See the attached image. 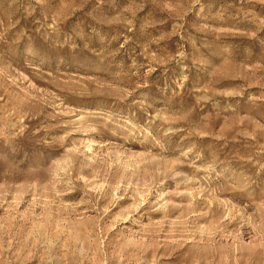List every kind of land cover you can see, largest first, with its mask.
<instances>
[{
  "label": "rangeland",
  "instance_id": "obj_1",
  "mask_svg": "<svg viewBox=\"0 0 264 264\" xmlns=\"http://www.w3.org/2000/svg\"><path fill=\"white\" fill-rule=\"evenodd\" d=\"M0 264H264V0H0Z\"/></svg>",
  "mask_w": 264,
  "mask_h": 264
}]
</instances>
